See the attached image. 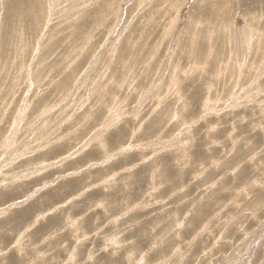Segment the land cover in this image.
Here are the masks:
<instances>
[{"label":"rangeland","instance_id":"obj_1","mask_svg":"<svg viewBox=\"0 0 264 264\" xmlns=\"http://www.w3.org/2000/svg\"><path fill=\"white\" fill-rule=\"evenodd\" d=\"M0 264H264V0H0Z\"/></svg>","mask_w":264,"mask_h":264},{"label":"bare ground","instance_id":"obj_2","mask_svg":"<svg viewBox=\"0 0 264 264\" xmlns=\"http://www.w3.org/2000/svg\"><path fill=\"white\" fill-rule=\"evenodd\" d=\"M252 33V32H251ZM208 111V110H207Z\"/></svg>","mask_w":264,"mask_h":264}]
</instances>
